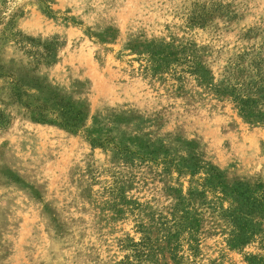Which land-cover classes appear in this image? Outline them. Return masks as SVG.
Segmentation results:
<instances>
[{
	"label": "rangeland",
	"instance_id": "obj_1",
	"mask_svg": "<svg viewBox=\"0 0 264 264\" xmlns=\"http://www.w3.org/2000/svg\"><path fill=\"white\" fill-rule=\"evenodd\" d=\"M258 79L264 0H0V264H264Z\"/></svg>",
	"mask_w": 264,
	"mask_h": 264
},
{
	"label": "trees",
	"instance_id": "obj_2",
	"mask_svg": "<svg viewBox=\"0 0 264 264\" xmlns=\"http://www.w3.org/2000/svg\"><path fill=\"white\" fill-rule=\"evenodd\" d=\"M34 43V42H32ZM49 46L53 47L54 43L52 42V44H49ZM262 83V80H257L255 82L256 84V91L258 93H264V84H260ZM242 106L243 109H245L247 111V109L251 108L252 105L256 104V100L254 99H246L242 101ZM249 111V110H248ZM38 118L37 121L40 123H53L56 119H52L50 118V115H54L55 113L53 111H49L46 107H40L38 108ZM76 119L75 116H67L65 118L66 122L62 123L63 126L65 127H72V128H78V124L76 123ZM253 203H247L244 207H242L240 209V215L239 216H235L232 215L233 220L236 221V223L238 222V224H236V234H234V241H236L237 245H246L248 243H250L251 238L253 236V229H254V221H255V216L258 217H263L264 216V194H261L259 196L254 197L253 199ZM244 219V222L239 223V220ZM148 245L145 241H142L141 243H137L134 246V254L130 257H127L126 260H128L127 262H125L124 264H133L132 259H135L137 264H143L144 259L146 258L145 253ZM253 260L256 261L257 257H253ZM261 263H263V260L261 259L260 261ZM260 263V264H261Z\"/></svg>",
	"mask_w": 264,
	"mask_h": 264
}]
</instances>
